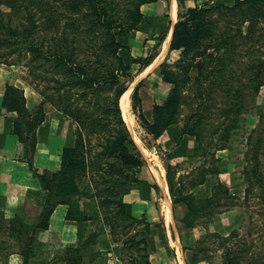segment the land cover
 <instances>
[{"label":"trees","instance_id":"1","mask_svg":"<svg viewBox=\"0 0 264 264\" xmlns=\"http://www.w3.org/2000/svg\"><path fill=\"white\" fill-rule=\"evenodd\" d=\"M145 1L0 0V58L5 63L25 64L33 82L36 79L44 82L41 93L73 117L78 131L75 142L63 146L59 169H42L35 166L32 160L29 161L47 194L40 200L42 210L37 221L34 224L20 222L21 231L31 229L34 238L38 229L49 226L50 216L59 203L68 204V218L87 219L86 209L74 201V197L83 194L93 196L96 189L101 204L114 203L118 207L115 214L122 212L124 219L116 225L124 237L116 236L114 228L112 236L115 240H122V248L132 251L128 253L127 263L122 258L121 264H151L148 229H136L137 225L133 223L138 219L132 215L130 204L124 200V194L143 180L136 171L146 163V159L124 118L120 99L126 91L123 78L133 77L131 65L121 55L124 47L122 36L137 27L142 18L141 5ZM262 22L264 0H233L231 3L208 0L180 11L170 49H182L184 53L194 50L185 70L186 79H193L191 92L194 91L195 96L188 98L190 94H183L181 83L172 71L164 68L165 61L162 62L159 68L163 79L173 83V90L162 102L154 105L153 120H149L143 110L139 91L141 82L135 86L131 97L133 112L148 131L158 138L171 123L179 120L184 103L192 106L196 101V107L191 109L184 121L183 132L194 135L198 142L204 136L217 135L223 141L220 147H226L239 128L240 114L249 88L253 92L258 91L263 83L260 76L263 74L264 53L254 44L264 39ZM156 52L142 59V63L149 64ZM246 53L250 57L246 62L248 79L237 84L234 80L240 76L236 72V56ZM191 70L196 71L193 77L189 73ZM26 102L21 88L12 84L6 86L2 105L7 110L18 112L14 131L19 139L23 137L20 121L40 123L45 118L44 103L35 113H31ZM22 104L26 112H22ZM214 112L218 116L216 122L213 121ZM24 113L27 117L23 115V120H20V115ZM262 115L264 117V113ZM262 130L264 127L258 130V135H255L256 131L248 135L245 173L249 182L246 193L249 194L252 186L258 184L264 199ZM33 134L32 148L36 152L37 133ZM214 147L220 148L218 143L211 149ZM166 168L170 183L173 168L170 161ZM196 169H199L201 176L195 185L205 182L209 174L220 173L219 167L214 168L205 162ZM217 185H220L219 193H228V187L220 179L212 184L213 190ZM170 191L173 193L172 184ZM182 199L187 203V215L194 211H205L213 202L209 196H184L180 188L173 200ZM104 217L111 224L114 216L105 212ZM145 223L149 225L147 220ZM195 224L193 220L186 221L187 227ZM10 226H13L12 222ZM205 228V236L200 237L193 247L194 260H208L210 255L204 253L199 256L198 252L209 248L202 243L207 236L213 235L219 238L223 248L220 264H264V256L252 250V244L249 246L246 241H241L235 246L230 242L238 235L236 228L227 235L212 230L208 223ZM92 241H95L93 236L76 248L69 247L63 255L64 259L69 263L80 262L83 250ZM23 250L26 257L32 251ZM74 252L77 257L70 258L68 255Z\"/></svg>","mask_w":264,"mask_h":264},{"label":"rangeland","instance_id":"2","mask_svg":"<svg viewBox=\"0 0 264 264\" xmlns=\"http://www.w3.org/2000/svg\"><path fill=\"white\" fill-rule=\"evenodd\" d=\"M200 1L204 2L208 0ZM221 1L231 3L233 0ZM181 11H183V9H181ZM262 25L264 26V22H262ZM254 44H256V47H258L260 51L264 53V39L256 41ZM193 52L194 50H190L184 53L181 49L169 52L164 62V68L172 71L173 76L181 83V86L183 87V94H190L188 98L195 96V92H191V88L194 86L192 81L193 79H186L187 71L185 70L186 64L190 61ZM249 58L250 57L248 53L245 55L238 54V56H236V65H234L237 66L236 72L238 73V76H240L239 79L234 80L237 84L247 82L248 75H246V62ZM262 70L263 74H261L260 78L263 79V83L260 85L258 91L253 92L252 88H249L250 92L245 96L243 109L240 114L239 128L233 133L231 139L227 142V146L224 148L220 147L223 141H221L217 135H207L202 137L200 142L197 140V145L199 146H196V150H192V152L199 154L202 153L200 155L203 156V160L205 161L206 165L213 166L214 168H220L219 174H209L205 182L212 185L213 183H216L218 179H220L224 186L228 187L229 189L228 193L225 194L218 192L220 185L215 187L216 190H213L212 188V194L209 195V197L213 198V202L211 206H209L205 211H194L187 215L188 209L186 201L182 199L180 201L174 202L173 199H175L177 196L178 190L180 188L182 190V195L184 196L194 194L198 198L207 197L204 195L205 190L203 186H200L199 188L195 187L194 189L195 183H197L201 173L198 171L199 169L196 168L185 169L180 172L179 167L181 165L171 162L172 152L163 146V143L159 137H155L141 123L136 114L133 112L132 104H130V110L128 114L132 120L133 127L131 128L129 125L128 126L133 137L135 135L134 140L145 157L146 163L136 171L137 176L143 180L133 185L130 190L132 191V194L130 195V199L132 201L127 202L131 206L132 215L138 219L133 223V225H137L136 229H142L143 227H147L148 229L147 238L149 241V253L150 260L152 258L154 261L153 264H180V262L181 264L222 263L221 252L223 248L220 245L219 238L213 235L207 236L202 243V245H206L209 248L198 252L199 256L203 255L204 253L210 255L208 260L193 259V247L197 245L198 239L193 237L190 227H187V220L195 221L196 224L193 226L196 228L197 226L199 227V225L202 226H200L202 231L201 237L205 236V231L207 230L204 228V225L207 223L212 230H217L224 235H227L231 229L236 228L238 230V235L234 236L230 242L234 243L236 246L237 244L239 245L241 241H246L245 243H247L249 246L252 244V250H256L255 252L262 253L264 256V199L260 195L258 184H254L252 186L249 194L246 193L249 182L246 178L247 174L245 173V167L248 165L245 158V153L249 144L247 141L248 135L250 132L253 134L255 131V135H258V130H261V128L264 127V117L262 115L264 113V68H262ZM133 72L134 71L131 70V73ZM189 73L193 77L196 74V71L191 70ZM132 78L133 77L123 78V84H125L126 88L132 89L131 97L135 85L139 80L138 78L134 84L133 81L135 79L131 81ZM32 80L33 78L30 76L29 69L27 66H25V64L5 63L2 61V58H0V87L3 89V95L6 86L8 84H12L23 90V95H25V99L27 100L25 105L29 112L35 113L40 104L44 103V120L53 119V122H56L55 119H58V124L53 126V128L63 129L65 134V137H63V140L65 141L64 145L73 144L78 133L75 120L73 117L67 115L63 110L59 109V107L56 106L57 104L55 105L52 103V101L47 100L44 94L41 93L44 91V82H38V79H36L35 82ZM247 89L248 88H246V91ZM147 99L148 98L145 97L146 106L148 108L149 101ZM218 100L221 101L220 98ZM196 105V101L193 102L192 106H189L188 103H184L181 106V114L179 119L185 121L188 113L193 107H196ZM216 108L217 107L214 109ZM21 109H23L22 112H26V109H24V104H22ZM8 111L15 113V117L18 116L17 111ZM150 112L151 111L147 110L146 114L149 115ZM23 115L27 117L25 113L21 114L20 120H23L21 118ZM217 119L218 116L214 112L213 121L216 122ZM19 123L23 131V137L20 139L19 144V147H21L22 156L28 161H34L36 158V152H34V149L32 148V138L35 136L33 133L37 131L39 124L42 122L34 123L33 120H30V122L27 120L20 121ZM262 132L264 134V130H262ZM58 141L59 138H53L52 145H57ZM216 143H218L220 148L216 149V147H214L211 149L212 146H216ZM144 149L149 153H145ZM169 161L173 165L170 174V183L167 177L166 168ZM157 171L164 177V183L159 179ZM240 183L244 185V192L241 195L233 192L235 185H239ZM170 184H172L173 193L170 191ZM41 188L43 191V195L41 197L42 199L46 197L47 191L43 187ZM126 194H124V197ZM167 197L171 200L170 219H168L169 217L167 212ZM99 200L100 194L96 189L93 196L83 194L79 197H74V201L79 202L86 209L88 216L90 214H102L104 217L105 212H108L110 215L112 214L114 216L112 217L113 220H111L112 223L109 224L106 222L104 217V225L107 227L108 233L112 234V230L114 228L116 229V233L114 234L123 238V232L118 229L119 226L117 227L116 225V223L124 219L121 216L122 212L115 214V211L118 209V207H116L114 203L109 205L101 204ZM172 200L175 204L174 207ZM132 202H135L134 206ZM184 212L187 217L185 219L184 215L183 219H181V215H183ZM146 220L149 222V225L145 223ZM113 224H115V226ZM17 227L20 230L22 229V225L20 223H18ZM93 242L95 241L90 242V244ZM121 243L123 246L122 240ZM77 246L69 247L76 248ZM122 251L123 254L121 255V261L122 258H125V262L127 263L129 259L128 253L131 252L132 249L122 248ZM68 256L70 258H76L77 253L74 252ZM184 260H186V262ZM182 261H184V263Z\"/></svg>","mask_w":264,"mask_h":264},{"label":"crops","instance_id":"3","mask_svg":"<svg viewBox=\"0 0 264 264\" xmlns=\"http://www.w3.org/2000/svg\"><path fill=\"white\" fill-rule=\"evenodd\" d=\"M201 3L203 2L200 0H146L141 5L142 18L137 27L122 36L124 47L121 49V55L134 71L131 81L139 78L136 85L141 82L139 91L142 106L149 120H153L154 105L162 102L173 90V83L163 79L159 67L169 52L179 50L170 49L179 13L181 9ZM168 37L166 52L161 61L154 64L163 53ZM155 51L157 52L149 64H143L142 59ZM2 90L0 87V264H121V240H115L112 234L108 233L102 214H90L84 220L68 218V204L59 203L50 216L49 226L38 229L34 238L31 229L21 231L17 227L20 222L34 224L37 221L42 210L40 200L43 191L29 161L22 156L20 139L14 131L15 113L3 107ZM145 97L149 101L148 108ZM147 110L151 111L149 115L146 114ZM55 120L56 122H53V119L43 120L36 131L37 148L33 163L42 169L57 170L61 166L65 134L63 129L53 128L58 124V119ZM183 126L184 121L179 119L171 123L159 136L163 146L172 152L171 162L181 165L180 172L198 168L205 162L200 155L202 153L192 152L197 146V139L194 135L183 132ZM55 137L59 138V141L53 146L52 140ZM200 186L204 187L205 196L212 194L211 184L203 182L195 185L194 189ZM131 192L125 195L126 201H132ZM233 192L241 195L244 185H235ZM134 203L132 202L133 206ZM184 215L185 212L181 219ZM11 222L13 226H10ZM200 226L190 227L193 237L197 239L202 235ZM91 236L95 238V242L84 250L80 262L69 263L64 259L63 255L69 246H77ZM23 249L32 251L26 257ZM151 261L153 264L152 258Z\"/></svg>","mask_w":264,"mask_h":264},{"label":"bare ground","instance_id":"4","mask_svg":"<svg viewBox=\"0 0 264 264\" xmlns=\"http://www.w3.org/2000/svg\"><path fill=\"white\" fill-rule=\"evenodd\" d=\"M175 13V12H174ZM168 42H169V37L167 38V41H166V43H165V47H164V51H163V53H161V55L157 58V60L155 61V63L154 64H157V63H159V61H161V59H162V57H163V55H164V53L166 52V50H167V47H168ZM135 81V80H134ZM134 84H135V82H134ZM133 88V87H132ZM128 89V88H127ZM131 92H132V89L130 88V89H128V90H126L123 94V97H121V104H122V110H123V115H124V118H125V120H126V122H127V124L132 128L133 127V124H132V120L130 119V117H129V110H130V104H131ZM131 115V114H130ZM134 137H135V135H134ZM144 152L145 153H149V152H147V150H145L144 149ZM146 154V155H147ZM145 155V154H144ZM147 157V156H146ZM150 159V158H149ZM162 172V171H161ZM157 175H158V177H159V179L161 180V182H163L164 183V177L161 175V173H159L158 171H157ZM167 199V212H168V219H170V217H171V204H170V199L167 197L166 198ZM183 263H184V261H182ZM185 264V263H184Z\"/></svg>","mask_w":264,"mask_h":264},{"label":"water","instance_id":"5","mask_svg":"<svg viewBox=\"0 0 264 264\" xmlns=\"http://www.w3.org/2000/svg\"><path fill=\"white\" fill-rule=\"evenodd\" d=\"M126 90H127V88H126ZM121 99V98H120Z\"/></svg>","mask_w":264,"mask_h":264}]
</instances>
